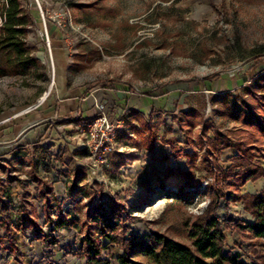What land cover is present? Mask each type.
Returning <instances> with one entry per match:
<instances>
[{"label":"rangeland","instance_id":"1","mask_svg":"<svg viewBox=\"0 0 264 264\" xmlns=\"http://www.w3.org/2000/svg\"><path fill=\"white\" fill-rule=\"evenodd\" d=\"M22 3L33 17L26 41L37 64L23 75L0 76V127L17 122L25 124L22 133L29 130L28 117L55 91L54 40L69 54V88L131 98L125 110H106L124 122L118 150L107 155L79 148L77 115L45 122L66 129L65 144L58 143L61 133L50 141L26 142L22 133L0 139V264H87L82 246L89 233L100 243L99 259L111 264L124 249L151 263L141 249L152 235L188 244V225L206 210L207 184L216 178L207 165L218 157L227 169L237 155L232 148L214 154L208 139L221 131L264 155V138L243 121L251 111L264 122V0ZM5 4L0 0V25ZM256 160L264 167V158ZM168 171L189 172L196 188L177 196ZM263 187L261 178L241 193ZM217 213L235 224L254 221L244 202L227 209L221 200ZM225 235V251L247 264L254 251L264 255L250 231L229 228Z\"/></svg>","mask_w":264,"mask_h":264},{"label":"trees","instance_id":"2","mask_svg":"<svg viewBox=\"0 0 264 264\" xmlns=\"http://www.w3.org/2000/svg\"><path fill=\"white\" fill-rule=\"evenodd\" d=\"M3 11L4 22L0 25V76L23 75L30 66L37 64L26 41L33 17L22 0H6ZM234 104L236 106L238 103ZM236 111L239 113L242 109ZM243 121L247 127L257 129L264 138V122L254 112L248 111ZM208 142L214 154L232 148L237 150V155L227 169L219 165L218 157H215L213 166L207 165V174L216 178L213 183L207 184L206 192L210 200L206 210L188 225V244L164 235H152L141 249L151 263L136 261L131 251L124 249L123 254L116 258L117 264H247L239 253L225 251V231L229 228H237L240 232L250 231L251 236L264 246V187L256 194L241 193V188L248 182L264 178V167L256 160L264 158L263 149L248 141L233 139L221 131L216 132L215 140L208 139ZM171 176L174 182L167 185L176 187L177 196L182 198L188 196L187 189L197 186L195 177L189 172L168 171L165 179L169 180ZM221 200L227 209L231 202H244L246 211L254 221H239L235 224L229 214L220 217L217 209ZM30 218L28 216L27 221ZM64 222L65 219H60L55 225L59 228ZM57 244L58 241H55L54 245ZM82 250L87 264H111L110 261L99 259L102 252L100 243L90 233L84 237ZM250 264H264V255L254 251Z\"/></svg>","mask_w":264,"mask_h":264},{"label":"crops","instance_id":"3","mask_svg":"<svg viewBox=\"0 0 264 264\" xmlns=\"http://www.w3.org/2000/svg\"><path fill=\"white\" fill-rule=\"evenodd\" d=\"M52 32V35H56V39L57 30L53 29ZM53 56L55 61V78L57 80L55 91H51L47 96L41 109L32 113L31 117H28L29 119L32 118V120H28L26 123V125H31L29 130L22 133L25 124L17 122L16 125L8 124L7 126L0 127V139L2 141H9L10 138L20 133H22L21 137H24V141L26 142H34L37 141L38 138L45 139L44 141H50L54 135L61 133L62 139L58 143L62 142L65 144L67 142L65 138L66 129L61 128V126H54L53 129L52 127L47 128L48 125L45 124L47 119L54 117L57 118V120L66 121L77 115L81 117V119L86 120L94 116L98 103L105 104V109H109V111H112V108L116 110V106H119L120 111L125 110L124 104H127V101L131 97L124 91L114 92V95H111V93L104 88L88 90L86 86H79L76 88L68 87L66 74L69 54L61 41L54 40ZM129 107H127V109ZM114 112L116 114V111ZM61 121L59 122L61 123ZM69 125H71V123L67 126L69 127ZM46 128L47 130H45ZM51 129L52 131L50 132ZM49 133L50 135L48 136ZM54 263L60 264L56 261L49 264Z\"/></svg>","mask_w":264,"mask_h":264},{"label":"built area","instance_id":"4","mask_svg":"<svg viewBox=\"0 0 264 264\" xmlns=\"http://www.w3.org/2000/svg\"><path fill=\"white\" fill-rule=\"evenodd\" d=\"M48 46L50 48L49 44ZM123 129L124 122L119 120L117 116L112 118V115L106 112L105 105L98 103L94 116L86 120L80 119L77 123L79 148L89 150L92 154L103 153L107 155L113 153L118 150L116 137Z\"/></svg>","mask_w":264,"mask_h":264}]
</instances>
